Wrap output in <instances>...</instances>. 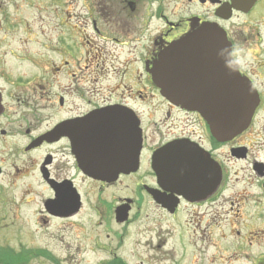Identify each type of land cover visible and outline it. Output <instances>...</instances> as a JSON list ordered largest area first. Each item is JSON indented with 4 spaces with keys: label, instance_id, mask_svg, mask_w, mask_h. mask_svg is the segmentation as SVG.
Returning a JSON list of instances; mask_svg holds the SVG:
<instances>
[{
    "label": "flooded vegetation",
    "instance_id": "obj_1",
    "mask_svg": "<svg viewBox=\"0 0 264 264\" xmlns=\"http://www.w3.org/2000/svg\"><path fill=\"white\" fill-rule=\"evenodd\" d=\"M183 1L193 8L168 16L165 0H99L81 10L32 82L0 75V179L7 180L0 186V227L18 237L13 244L4 238L0 254L52 264H131L145 256L139 247L160 254L171 246L181 255L187 249L215 256L225 240L220 233L216 242L217 229L231 230L245 207L258 209L264 221V133L244 136L264 106V0ZM196 21L216 24L230 50L241 46L252 56L238 73L258 106L248 128L226 141L153 82L158 55ZM244 167L257 192L233 195ZM95 170L103 179L93 177ZM2 188H19L17 199L4 197ZM89 189H96L93 201ZM259 236L263 243L264 228L234 237L252 246ZM36 237L45 243L32 245ZM55 241H64L63 260L53 254Z\"/></svg>",
    "mask_w": 264,
    "mask_h": 264
},
{
    "label": "rangeland",
    "instance_id": "obj_2",
    "mask_svg": "<svg viewBox=\"0 0 264 264\" xmlns=\"http://www.w3.org/2000/svg\"><path fill=\"white\" fill-rule=\"evenodd\" d=\"M107 0H105L106 2ZM167 4L164 8L168 14H180V11L193 8L188 6L183 0H165ZM98 5L99 0H0V75L6 74V76L17 79L22 78L28 82L33 81V77L42 74L40 68L43 67L45 61H50L54 58L51 55V49L53 46L57 45V40L63 37H66V30L69 31V25H72L82 18L84 15L81 10L85 8H90L91 5ZM189 11V10H188ZM192 12V10H190ZM65 41L61 44L64 46ZM43 63L40 64L39 63ZM40 67V68H38ZM38 68V69H37ZM260 79L264 83V72L260 71ZM0 86H2V80L0 79ZM28 93H26L27 95ZM29 96V95H28ZM31 99V98H30ZM32 100V99H31ZM30 100V106L38 108L40 105L32 104ZM261 111V112H260ZM47 112V111H46ZM257 115L254 118V125L252 128L245 133L246 138H253L260 132L264 133V106L259 107ZM45 115L46 113H42ZM156 121L163 120L164 116L160 114H155ZM261 128V130H260ZM155 140H158L157 136H154ZM258 141V140H257ZM260 144V143H259ZM258 145V144H257ZM257 145L254 144V149L256 150ZM260 155V154H259ZM242 173L245 174L236 186H232L233 195H235L238 190L248 189L250 194L257 192L256 188L250 186L251 180L247 174L251 173L250 170L244 167ZM241 177V176H240ZM7 180L5 177L0 179V186L6 185ZM19 188H2V195L14 197L17 199ZM89 199L93 201L96 189H89ZM248 194V196H251ZM4 196V197H5ZM247 200V199H246ZM246 200L244 201L246 203ZM243 203V202H242ZM2 204L0 203V216L3 215ZM229 207H226L228 209ZM243 208V207H242ZM255 208V207H253ZM251 209L249 206L241 210L240 217L237 215L233 216V220H237L236 224L230 230L228 225L224 226L225 230L222 231V228L217 229L216 231V242L219 240V234H223L225 240L221 242V245L217 247L220 252L216 255L206 256V255H194L190 251L181 255L180 250L176 247L173 248L168 246L163 248L160 254L149 253L146 248L139 247L136 252L144 255H141V258H130L131 264H140V259H145L149 256V259H152L151 264H160V260L166 262L162 264H173L169 261L173 259L174 262H177L179 258L184 259L180 264H258L259 258L264 256V240L263 243L260 242V236L257 237L258 240L252 246H245L242 239H236L235 232L239 231L240 235L251 233L252 231L260 230L264 228V221L258 219V209ZM235 209V207L233 208ZM236 210V209H235ZM239 216V215H238ZM230 219V220H232ZM244 225L249 228L246 229ZM3 226V225H2ZM0 227V243L3 239H8L10 243L17 242V235L12 233L11 228L9 227V232L4 231V228ZM113 223L111 227H113ZM16 227V226H15ZM24 229H28L30 224L27 223L23 225ZM7 232V233H4ZM232 233V235H231ZM13 234V235H12ZM234 235V236H233ZM23 242L29 243L30 239L25 237ZM45 243L42 238H33V244L35 246H41ZM242 244L243 250L240 252L238 245L236 243ZM55 244H60L54 247V256L57 259L63 260L66 258L65 253L60 248L63 242L55 241ZM219 244V242H218ZM54 246V245H53ZM171 254L173 258H170L167 253ZM1 253V251H0ZM235 256L234 255H237ZM4 254V253H2ZM0 254V255H2ZM11 257L10 254H5ZM34 257V256H33ZM28 262L27 259L22 260L19 256H14V260L18 264H52L47 259L36 256ZM87 258L92 256H86ZM247 257V258H246ZM223 259V262H217L218 259ZM157 259L158 262H157ZM214 259V263L211 262ZM97 257H92L91 262H95ZM63 264H66L63 262ZM146 264V263H143Z\"/></svg>",
    "mask_w": 264,
    "mask_h": 264
},
{
    "label": "water",
    "instance_id": "obj_3",
    "mask_svg": "<svg viewBox=\"0 0 264 264\" xmlns=\"http://www.w3.org/2000/svg\"><path fill=\"white\" fill-rule=\"evenodd\" d=\"M220 49L229 50L224 32L215 24L196 21L190 32L158 55L152 77L164 97L198 112L211 134L226 141L248 127L258 97L246 79L226 71L217 56Z\"/></svg>",
    "mask_w": 264,
    "mask_h": 264
},
{
    "label": "clouds",
    "instance_id": "obj_4",
    "mask_svg": "<svg viewBox=\"0 0 264 264\" xmlns=\"http://www.w3.org/2000/svg\"><path fill=\"white\" fill-rule=\"evenodd\" d=\"M226 52L227 55H225ZM217 56L223 61V67L229 73H238L241 68L247 66L252 60L251 54L241 46H235L231 50L220 49Z\"/></svg>",
    "mask_w": 264,
    "mask_h": 264
},
{
    "label": "trees",
    "instance_id": "obj_5",
    "mask_svg": "<svg viewBox=\"0 0 264 264\" xmlns=\"http://www.w3.org/2000/svg\"><path fill=\"white\" fill-rule=\"evenodd\" d=\"M0 264H18V262L11 257H5L4 254L0 255Z\"/></svg>",
    "mask_w": 264,
    "mask_h": 264
}]
</instances>
